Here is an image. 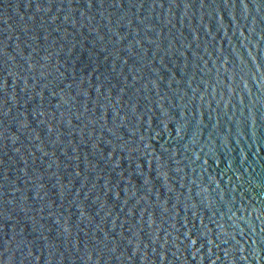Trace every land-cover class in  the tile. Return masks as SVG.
<instances>
[{"label":"water","instance_id":"water-1","mask_svg":"<svg viewBox=\"0 0 264 264\" xmlns=\"http://www.w3.org/2000/svg\"><path fill=\"white\" fill-rule=\"evenodd\" d=\"M0 264H264V0H0Z\"/></svg>","mask_w":264,"mask_h":264}]
</instances>
